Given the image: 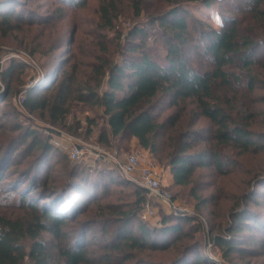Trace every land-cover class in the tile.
<instances>
[{
	"label": "trees",
	"instance_id": "trees-1",
	"mask_svg": "<svg viewBox=\"0 0 264 264\" xmlns=\"http://www.w3.org/2000/svg\"><path fill=\"white\" fill-rule=\"evenodd\" d=\"M196 1L209 9L225 0ZM239 1L253 21L249 30L240 28L238 19L226 13L219 14V24L213 28L180 5L149 13L144 0H99L94 33L74 36L78 30L72 31L66 44L70 50L43 68L47 77L41 84L25 88L22 106L30 113L46 112L48 122L54 125L62 124L72 103L95 105L106 117L108 130L98 137L105 145H110V138H135L139 147L155 154L164 140L173 186L190 184L197 168L208 163L223 173L230 162H222L218 148L229 146L242 152L264 149V121L261 132L254 131L255 116L249 109L250 95L264 91V0ZM12 2L0 0V39L23 30L45 31L50 21L61 19L60 9L58 16L45 18L25 4L24 10H16ZM60 2L74 9L86 4V0ZM125 8L133 19L145 22L124 34L116 21ZM148 28L153 31L149 39L161 42L164 54L146 44ZM189 44L196 55L190 63L186 56L191 51H186ZM36 52V48L30 50V54ZM18 68L11 60L0 74L5 82L0 84V98L5 102L9 80ZM162 101H167V107L182 108L159 121L154 111ZM188 105L193 109L185 121L182 116ZM201 119L209 122L214 149L190 152L207 141L201 128L193 130ZM21 129V134L0 143V264H24L25 260L32 264H128L137 253L163 251L188 238L179 221L190 225L197 221L195 217L171 212L162 216L157 227H150L140 220L147 205V192L141 187L129 194V201L99 202L110 194L109 186L127 181L121 172L116 176L113 169L70 165L48 136L33 128ZM32 151L35 154L26 170H15ZM53 158L62 164V177L47 176L48 161ZM260 177L255 181L263 185ZM247 201L264 205L250 194L229 212L230 220L222 233L210 240L226 264L264 253V242L250 246L242 240L241 233L253 229L264 233L261 215L251 212ZM93 228L99 230L98 239ZM98 242L101 245L93 250ZM200 245L198 240L191 242L167 264H214L200 253ZM98 251L102 254L97 255ZM135 264L151 263L139 260Z\"/></svg>",
	"mask_w": 264,
	"mask_h": 264
},
{
	"label": "rangeland",
	"instance_id": "rangeland-1",
	"mask_svg": "<svg viewBox=\"0 0 264 264\" xmlns=\"http://www.w3.org/2000/svg\"><path fill=\"white\" fill-rule=\"evenodd\" d=\"M98 2L99 0H86L85 6H77L74 9L72 6L60 2V0H13L11 4L16 7V10H24L22 5L25 4L27 8H30L38 15H43L45 18L58 16L59 9L62 10V15L61 19L50 21L45 31L39 29L23 30L21 32H12L5 38L0 39V74L11 60L16 62L21 68L15 69L9 80L8 102L0 98V143L7 142L10 138L21 134L22 127L33 128V130L43 136H48L50 143L51 141H56L61 147L63 146L65 148L63 153L70 161V165L80 164L72 162L68 157V152L74 145L91 150L101 149L103 152L118 158V160L126 155L136 154L139 160L138 168L151 166L157 170L161 189L170 194L171 202L180 210V214L195 217L197 221H193L190 225L179 221L181 228L187 230L188 238L174 242L163 251L137 253L136 259L129 261L128 264L138 263L139 260L151 264H167L179 256L186 246H189L195 240L200 242V253L204 257L209 258L214 264H226L221 259L219 248L213 246L210 240L214 235L222 233V230L226 228L230 220L229 212L232 209H236L241 201L244 203V200L248 199L250 194L254 193L257 200L264 203V183L261 185V183H257L259 181H255L257 177L262 176L264 178V149L256 152H242L238 148L220 147L218 149L222 162H230L226 169H223V173L216 172L208 163L206 167L197 168L190 184L177 187L172 184V175L167 165L169 148L166 143L164 144V140L160 141L158 152L155 154L139 147L135 138H125L121 141L110 138V145H105L98 142V137L100 132L108 130L106 117L103 115V111L95 105L72 103L70 112L62 121V124L56 123L54 125L48 122L46 112L30 113L22 106L21 96H24L25 88L29 87L38 71L44 70L43 68L45 67H50L53 62L63 58L62 56L70 50L66 44L74 34L72 31L76 30V28L78 30L74 36H79L80 32L94 33L93 23L97 18L96 8ZM144 3L149 13L160 8L167 10L172 6L180 5L195 18L201 20L204 25L213 28H217L219 24L217 21L220 20L219 14L221 13H226L228 16L238 19L242 29L249 30L254 27L250 15L245 12L246 7L239 0H225L219 5L214 3L209 9L196 0H144ZM33 17L37 19V16ZM144 22L145 19L143 18L133 19L129 9L125 8L116 21V27L125 34L133 25L144 24ZM52 24L53 27H51ZM152 32L150 28L147 29L146 44L154 47L160 54H164L163 44L149 39V37L153 36ZM41 33L43 37H40ZM257 34L260 35L261 31L257 30ZM107 36H110V34H107ZM21 41L22 44H20ZM191 47L193 46L189 44L188 49H186V51L191 50L186 53L189 63L196 57ZM35 48L39 52L30 54V50ZM198 50L201 51V49ZM262 52L263 50L258 53L257 57H261ZM203 59V57H200L199 60ZM197 61L195 62L196 65H198ZM4 83L0 76V84L4 86ZM249 99L251 100L249 109L255 116V121L251 128L256 132H261L264 121V91H254ZM167 106V101H162L156 105L155 108L158 109L154 113L158 115L159 121L164 120L182 108V105L179 108ZM192 109L193 106L191 105L184 107L182 118L185 116V121L190 119L191 113L189 112H192ZM89 121H91V124ZM200 128L202 129V138L207 141H201L190 152L204 150L209 147L214 149V143L210 141L211 128L209 122L201 119L193 130ZM34 154L35 151H32L26 156L15 167V170H26ZM81 163L91 168L113 169L116 176L119 173L117 168L107 164L91 163L90 161ZM61 166L62 164L58 163L56 159H49L48 171L46 170L47 176L58 174V176L62 177ZM138 187L134 181L130 180L122 182V184L109 186L110 194L100 199L99 202L105 204L107 202L121 203L129 201L132 199L129 194ZM146 199L147 205L144 206L142 211L148 208L153 214L145 223L150 227H157L162 216L173 212L172 208L168 203L148 196V194ZM245 203L251 208L249 209L251 212L255 214L258 212L261 215L259 216L260 221L264 225V205H255L251 201ZM197 222L200 225H197ZM136 227L137 224L133 228L134 232L137 231ZM92 231L98 239L99 230L93 228ZM241 234L242 240H246L250 246H256V243L264 242V233L254 229ZM251 239H254L252 243ZM25 244L29 246L28 242ZM100 245L101 243L98 242L93 250L97 251ZM260 250L262 251L261 248ZM99 254L102 253L98 251L97 255ZM191 258L192 255L190 256ZM234 262L237 264H264V253L259 257H245L240 261L234 259ZM24 264L32 263L25 260Z\"/></svg>",
	"mask_w": 264,
	"mask_h": 264
},
{
	"label": "built area",
	"instance_id": "built-area-1",
	"mask_svg": "<svg viewBox=\"0 0 264 264\" xmlns=\"http://www.w3.org/2000/svg\"><path fill=\"white\" fill-rule=\"evenodd\" d=\"M22 102L24 96H21ZM51 143L61 149V146L56 141ZM68 157L72 162H88L107 164L117 168L121 174L130 181H134L139 187L143 188L148 196L156 198L157 200L168 203L174 213L180 214V210L171 202L170 194L161 189L159 182V173L151 166L138 168L139 160L136 154H129L119 159L111 156L100 150H91L85 147H78L74 145L68 152ZM153 212L146 208L140 214V220L146 222L151 217Z\"/></svg>",
	"mask_w": 264,
	"mask_h": 264
},
{
	"label": "water",
	"instance_id": "water-1",
	"mask_svg": "<svg viewBox=\"0 0 264 264\" xmlns=\"http://www.w3.org/2000/svg\"><path fill=\"white\" fill-rule=\"evenodd\" d=\"M46 74L42 70H39L36 77L33 79V81L30 83L29 87H34L39 84H41L46 79Z\"/></svg>",
	"mask_w": 264,
	"mask_h": 264
},
{
	"label": "crops",
	"instance_id": "crops-1",
	"mask_svg": "<svg viewBox=\"0 0 264 264\" xmlns=\"http://www.w3.org/2000/svg\"><path fill=\"white\" fill-rule=\"evenodd\" d=\"M62 152H65V148L62 146L60 149Z\"/></svg>",
	"mask_w": 264,
	"mask_h": 264
}]
</instances>
